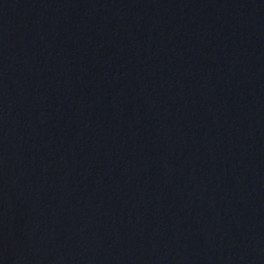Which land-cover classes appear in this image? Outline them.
Here are the masks:
<instances>
[{"label":"water","instance_id":"water-1","mask_svg":"<svg viewBox=\"0 0 264 264\" xmlns=\"http://www.w3.org/2000/svg\"><path fill=\"white\" fill-rule=\"evenodd\" d=\"M0 264H264V0H0Z\"/></svg>","mask_w":264,"mask_h":264}]
</instances>
